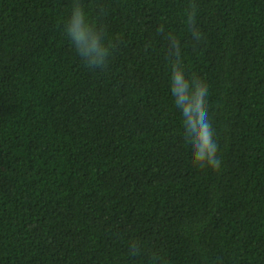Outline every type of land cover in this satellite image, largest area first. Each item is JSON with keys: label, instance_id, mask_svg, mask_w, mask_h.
Wrapping results in <instances>:
<instances>
[{"label": "trees", "instance_id": "16d2710c", "mask_svg": "<svg viewBox=\"0 0 264 264\" xmlns=\"http://www.w3.org/2000/svg\"><path fill=\"white\" fill-rule=\"evenodd\" d=\"M76 2L107 68L65 34ZM170 37L218 170L193 162ZM0 264H264V0H0Z\"/></svg>", "mask_w": 264, "mask_h": 264}, {"label": "clouds", "instance_id": "9594fccd", "mask_svg": "<svg viewBox=\"0 0 264 264\" xmlns=\"http://www.w3.org/2000/svg\"><path fill=\"white\" fill-rule=\"evenodd\" d=\"M195 13H189L194 40L199 41L202 33L194 23ZM162 31V29H161ZM104 29L92 24L82 3L73 4L72 12L65 24V34L75 47L77 54L90 68H107L110 46L104 41ZM170 54L176 58L172 65L170 88L175 105L181 109L185 139L190 144L193 162L199 167L218 170L222 160L218 156L215 129L209 116L206 97L207 84L199 77L189 80L180 62L181 48L175 37L169 38Z\"/></svg>", "mask_w": 264, "mask_h": 264}]
</instances>
